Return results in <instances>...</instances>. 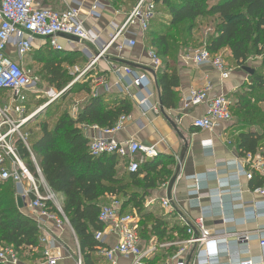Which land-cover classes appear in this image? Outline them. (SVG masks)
Instances as JSON below:
<instances>
[{
	"label": "built area",
	"instance_id": "built-area-1",
	"mask_svg": "<svg viewBox=\"0 0 264 264\" xmlns=\"http://www.w3.org/2000/svg\"><path fill=\"white\" fill-rule=\"evenodd\" d=\"M34 1L0 0V93L4 92L2 96H5V92L10 94L7 103H0V183L12 181L19 188L21 197L30 199L29 206L35 214L33 219L40 232V245L43 248L41 264H59L64 255L59 246L60 241L55 238L50 227L52 225L56 230H63L68 220L63 214L57 194L45 182L36 158L31 156L37 178L19 156L14 143L19 137L27 145V136L21 131L37 112L27 115L28 93L34 95L40 93L39 79L34 77L33 71L28 69L24 62L33 51L37 40L46 41L53 50L59 52L66 51L60 45V40H66L72 50H76L77 44L97 47L100 41L99 34L87 29L85 23L89 19L100 18L102 11L111 4V0H89L91 2L89 8H68L63 12L37 9ZM156 9L155 0H139L133 9L126 13L124 21L113 26L110 40L98 50L87 66L82 70L76 68L79 76L74 83L92 71L111 47H114L118 54L126 47L136 48L139 41L134 31L142 34L141 41L144 44L145 33L157 17ZM122 38L127 39L120 42ZM10 44L16 49L18 60L6 55ZM147 55L150 60L148 77L138 74L130 67L123 69L130 80V86L148 93V87L153 81H157V74L162 68L163 61L153 49L147 48ZM181 58L197 68H212L221 81L229 80L233 73L220 56L213 57L205 48L185 52ZM212 89L209 84L201 90H191L183 100L185 109L207 106L205 116L193 123L199 131H212L222 124L230 123L234 117L233 99L227 95L211 98ZM150 110L158 112L155 107H150ZM128 120V117L122 116L112 129L104 130L93 126L92 128L100 135L90 141L89 150L95 158L104 155L117 156L127 161L128 172L136 173L145 160L156 158L158 151L155 146L143 145L136 140L126 142L117 140L116 135L125 129ZM243 162L234 163L237 169L235 175L227 179L222 178L216 170L190 178L195 184V189L188 194L189 202L200 209V214L196 218L179 216V221L187 230L188 238L165 245L164 247H174L173 254L156 264H186L193 245L195 251L189 264H256L253 259L247 257L250 234L241 233L239 227L257 223L263 216L264 186L251 190L252 194L262 198V202L245 206L242 202V186L239 179L244 177L252 182L255 175L264 178V150L256 154H246ZM212 181L218 184L215 191L209 188ZM202 192H206L205 196ZM205 197L213 203L208 209L202 208L201 205ZM175 205L172 199L162 201V207L169 213H176ZM237 211L243 214L241 218L236 216ZM208 220L222 223L223 229L217 232L208 228ZM99 221L103 226L112 225L113 232L119 238L115 247L101 252L109 263L117 264L119 256L132 258V264H149L154 260L156 246L145 249L141 247L138 235L139 220L135 214L122 212L121 201L113 199L104 205L99 213ZM261 229L257 238L264 249V226ZM95 239L103 243L104 232H97ZM223 259H227L228 262L222 263ZM0 264L25 263L21 261L19 253L14 248L0 247ZM76 264H84L80 252Z\"/></svg>",
	"mask_w": 264,
	"mask_h": 264
},
{
	"label": "trees",
	"instance_id": "trees-1",
	"mask_svg": "<svg viewBox=\"0 0 264 264\" xmlns=\"http://www.w3.org/2000/svg\"><path fill=\"white\" fill-rule=\"evenodd\" d=\"M139 0H111L115 9L122 5H131L132 9ZM157 17L150 24L145 33V45L153 49L162 59L163 65L157 74V84L161 93V103L164 108L175 109L178 105L176 89L180 85L176 73L175 63L179 52L176 51V39L170 35H158L157 27L160 21L159 6L166 9V16L171 29H180L184 26L188 37H191L197 28L199 19L217 18L214 34L210 35L202 47L207 49L213 57H218L224 51L231 53V61L239 68H251L249 81L242 87L241 93L235 95L232 107L233 115L240 118L249 128L238 136L237 146L241 154H255L260 143L264 140V131L260 135L251 130L253 126L264 129V0H155ZM189 41L185 42L188 44ZM175 50V51H174ZM29 57L44 67L49 76V82L63 86L67 84V71L61 64L76 66L84 62L74 53L53 50L48 44L37 55ZM48 55V57H47ZM34 57V59H33ZM36 62V63H37ZM172 70L171 73H168ZM90 74V73H89ZM91 79L88 84L78 82L73 86L79 89L78 94H85L87 98L77 110L75 116L71 111L55 113L53 127L49 128L46 118L35 128L29 129L31 123L45 114V107L23 129L22 134L27 136V145L17 137L15 148L19 156L31 168L37 178L31 156L38 162L39 170L45 182L55 194L64 197L63 214L74 231L84 264H99L103 257L95 255L102 248V244L95 239L97 232L103 231L104 226L99 221L101 208L106 205L101 200L112 198L121 201L122 212L126 213L129 207L139 217L141 238L150 240L157 238L164 242L167 238L174 239V235L184 238L186 229L174 224L171 226L172 215L153 218L144 208L145 190L155 188L172 181L174 175L168 169V163L154 158L147 159L139 166L136 173L120 174L118 166L121 159L117 156H101L95 158L89 150L90 141L86 138L82 126H97L100 129H112L122 116L130 117L133 104L124 97L116 100L108 99L106 94L92 88ZM4 94L0 93V96ZM7 93L5 92V95ZM68 94V95H67ZM71 96L73 92H68ZM28 93L29 102L26 104L27 115H31V99L37 98ZM62 96L64 100L67 98ZM61 99V100H62ZM38 130V132L35 131ZM165 164L161 169L158 167ZM145 174L143 178L140 175ZM255 187L264 186V178L255 175L251 184ZM142 189V194L136 189ZM16 189L12 181L0 183V247H12L20 258L27 260L26 250L38 249L41 251L40 232L33 218L24 216L16 205ZM188 237L181 239L185 240ZM149 264H156L165 258L164 252L154 255Z\"/></svg>",
	"mask_w": 264,
	"mask_h": 264
},
{
	"label": "crops",
	"instance_id": "crops-1",
	"mask_svg": "<svg viewBox=\"0 0 264 264\" xmlns=\"http://www.w3.org/2000/svg\"><path fill=\"white\" fill-rule=\"evenodd\" d=\"M91 2L89 0H35L34 6L37 9H48L56 12L66 11L68 8H89ZM123 8L115 9L113 5L107 6L102 15L98 19H89L86 21L85 26L87 29L99 34L100 41L97 47H91L87 44H77L76 50H72L69 43L66 40H60V45L66 50V53H74L79 58H83L84 62L78 63L76 66H87L92 57L98 53V50L102 46L106 45L113 33V26L121 24L126 16V13L132 10L131 5H122ZM138 36L139 45L136 48L126 47L122 53L118 54L114 51V47H111L107 53L104 54L96 66L93 68L96 71L98 77L92 82V88L100 93L106 94L108 99L116 100L119 97L128 98L133 104V112L129 117L128 123L125 129L116 135V138L120 142H126L129 140H136L137 142L155 146L158 151L159 158L168 163V169L172 171L173 175H177V181L171 186V181L158 185L155 188L145 190L144 208L150 217H166L172 215L171 226L178 224V226L186 229L179 221V216L184 215L189 218H196L200 214V209L189 202V192L195 189L194 182L190 179L192 176L202 175L209 171H218L220 176L224 179L230 178L235 175L236 167L234 163L243 164L244 157L238 148V136L249 128L242 121H236L237 117L233 115V120L230 123L222 124L212 131H199L193 123L196 119L205 116L207 112V106L202 105L198 107H192L185 109L183 106V100L189 95L191 90H201L207 85L213 87L210 97L227 95L234 101L235 95L241 93L242 87L249 81V74L240 69V72H233L232 76L227 81H221L219 75L210 67L197 68L187 64L181 58L183 53H180L175 63L176 73L180 80V85L176 89L179 101L175 109H166L161 103V93L156 81H153L148 87L147 91L130 86V80L127 78L124 67H130L138 74L141 73L148 77L150 72V60L147 55V47L142 44V34L138 31H134ZM127 39V38H126ZM126 39H120V42H125ZM47 47V42L37 40L34 44V49L37 52H41ZM230 57L231 53L228 51ZM6 55L13 60H18L16 49L10 44L6 50ZM30 59V60H29ZM30 57L25 59L24 65L33 71L32 65L36 64L35 61H31ZM85 67L79 68L84 69ZM169 70L168 73H171ZM90 71L89 73H92ZM40 87V85H39ZM150 93V95H149ZM145 100V101H144ZM143 101L145 103H143ZM4 103V100H0V103ZM84 100L79 103L80 107ZM2 103V104H3ZM7 103V102H5ZM1 104V105H2ZM77 104V105H79ZM76 105V106H77ZM150 107H155L157 113L150 110ZM264 108V104H262ZM77 109H73L71 114L75 116ZM14 114V113H13ZM15 116V114L13 115ZM93 126H82L83 132L86 138L91 141L98 137L100 133L92 128ZM251 130L260 135L263 131L260 127L253 126ZM257 152L264 150V140L260 143ZM255 153V154H256ZM154 159V158H153ZM164 163L158 167V170L162 168ZM236 169V170H235ZM118 170L120 174L128 173L127 161L121 160ZM145 174L140 175L143 178ZM174 178V177H173ZM242 186V202L245 206H251L253 203L262 202L260 196L251 193V190L258 188L255 184H251L244 177L239 179ZM16 189V205L18 210L27 217L33 218L35 214L30 209V199L23 198L19 194V188ZM210 190L215 191L218 188V184L214 181L209 183ZM137 192L142 194L140 187L136 189ZM144 193V192H143ZM205 196L206 192H202ZM58 200L63 206L64 197L57 194ZM164 199H172L175 201L176 213H169L162 207V201ZM113 199L106 198L101 200L102 204L110 203ZM202 208H210L213 203L205 197L201 201ZM132 208L129 207L124 214H134ZM160 214H157V213ZM136 215V214H135ZM237 217H242L241 212H236ZM137 219L140 221L139 217ZM140 224V223H139ZM66 226L69 231L75 236L78 248L74 249L69 241L66 232ZM63 230H56L52 225L50 230L55 238L59 239V246L64 255V259L59 264H76V261L80 255L84 261V256L79 247V243L74 231L69 224H66ZM264 226V214L257 221V223L250 224L248 226L239 227L241 233L250 234V240L248 242L249 255L247 257L254 260L256 264H262L264 262V249L261 247V243L257 238L258 233ZM207 227L220 231L223 229L222 223L214 222L212 220L207 221ZM104 239L102 248L95 255L101 256L102 250L115 247L118 242V236L113 232L112 225L104 226ZM187 233V230L185 231ZM140 244L142 248L150 246H156L155 252L165 253V258H162L159 263L173 254L174 247H164L167 244H172L181 239L188 237L186 234L184 238L174 235V239H166L164 242H159L157 238L153 237L150 240H144L141 238L140 232ZM25 256L27 260H21L25 264H41L43 262V248L41 251L38 249L26 250ZM155 258V257H153ZM85 262V261H84ZM132 258L118 257L117 264H132ZM227 259H223L222 263H227ZM99 264H111L106 258H102Z\"/></svg>",
	"mask_w": 264,
	"mask_h": 264
},
{
	"label": "rangeland",
	"instance_id": "rangeland-1",
	"mask_svg": "<svg viewBox=\"0 0 264 264\" xmlns=\"http://www.w3.org/2000/svg\"><path fill=\"white\" fill-rule=\"evenodd\" d=\"M176 1V0H173ZM160 15V21L158 23L157 27V32L159 33L158 35H170L173 37V39H176L175 41H178L179 44H176V52L179 54L180 53H185V52H190V51H197L200 49H203L202 43L206 42L207 39L209 38L210 35L214 34L216 25L218 24L217 18H205V19H199L197 22V28L194 30L193 34L191 37H188L185 28L186 26L180 28V29H171L170 24L168 23L167 20H169V17L166 16L168 13H166V9L163 6H159ZM189 41L188 44H185V42ZM34 53L32 55H37V51L33 50ZM48 57V55H47ZM220 57L224 60V62L229 66L230 69H232L233 72H240V69L237 68L233 62L231 61V57L228 53V51L222 52ZM34 59V57H33ZM30 60V59H29ZM32 61V60H31ZM37 62V61H36ZM63 67V70L67 71L66 74V82L67 84L63 86H58L56 84L52 85L49 82V76L48 74L44 71V67H42L41 64L38 62L36 64L32 65L33 69V75L35 78L39 79V85H40V93H38L37 98L31 99L30 105L28 106V109H30V113H35L36 111L38 112L41 108H45L49 106L51 103L52 106L48 108V115L45 114L41 116L38 120L39 121H34L31 123L29 129H33L38 126L39 123L43 121L44 118H46L47 122L49 123V128L53 127L54 120L56 118L55 113L59 111V113H64V112H69L72 111L73 109H79L80 104L83 100L87 98L85 94H78L79 89L77 87L73 86L74 81L78 78L79 73L76 72L77 66H73L70 64H61ZM27 66V65H26ZM85 66H81L79 68H82ZM78 68V69H79ZM82 70V69H80ZM92 73H88L86 76L82 77L79 81L78 84L85 83L88 84L91 79H96L98 75L96 74V71L92 70ZM95 87V85H94ZM93 87V88H94ZM68 92H73L71 96H66ZM31 94V93H30ZM68 95V94H67ZM62 96H66L64 100L61 98ZM5 102H8L10 100V94H6L5 96H0V100H4ZM62 99V100H61ZM79 104V105H77ZM77 105V106H76ZM240 118L237 117L236 121H239ZM39 122V123H37ZM262 131H264L263 128H261ZM36 132L38 130L35 129ZM60 200V199H59ZM157 214H160L159 212ZM67 236L69 238L71 246L76 249L78 248V244L76 241L75 236L69 231L68 226L65 227ZM25 258V255L23 256ZM22 260V259H21Z\"/></svg>",
	"mask_w": 264,
	"mask_h": 264
},
{
	"label": "water",
	"instance_id": "water-1",
	"mask_svg": "<svg viewBox=\"0 0 264 264\" xmlns=\"http://www.w3.org/2000/svg\"><path fill=\"white\" fill-rule=\"evenodd\" d=\"M247 74H253V70L251 69V68H249V67H247V68H244L243 69ZM44 109V107L43 108H41L38 112H36L35 114H34V116L30 119V121L32 120V119H34L42 110ZM29 121V122H30ZM28 122V123H29ZM177 178H178V176L177 175H175L174 176V178L172 179V181H171V186H173L174 184H175V182L177 181ZM194 251H195V245H193L192 247H191V249H190V251H189V254H188V257H187V260H186V264H189V262H190V260H191V258H192V256H193V253H194Z\"/></svg>",
	"mask_w": 264,
	"mask_h": 264
},
{
	"label": "bare ground",
	"instance_id": "bare-ground-1",
	"mask_svg": "<svg viewBox=\"0 0 264 264\" xmlns=\"http://www.w3.org/2000/svg\"><path fill=\"white\" fill-rule=\"evenodd\" d=\"M68 224H69V222H68Z\"/></svg>",
	"mask_w": 264,
	"mask_h": 264
}]
</instances>
